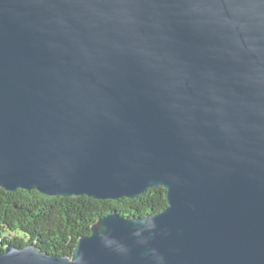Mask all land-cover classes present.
<instances>
[{
	"label": "water",
	"instance_id": "95a60500",
	"mask_svg": "<svg viewBox=\"0 0 264 264\" xmlns=\"http://www.w3.org/2000/svg\"><path fill=\"white\" fill-rule=\"evenodd\" d=\"M155 186L159 212L0 264H264V0H0V188Z\"/></svg>",
	"mask_w": 264,
	"mask_h": 264
},
{
	"label": "trees",
	"instance_id": "16d2710c",
	"mask_svg": "<svg viewBox=\"0 0 264 264\" xmlns=\"http://www.w3.org/2000/svg\"><path fill=\"white\" fill-rule=\"evenodd\" d=\"M165 188L155 186L136 198L98 199L84 194L60 197L36 189L0 188V250L6 244L33 243L53 255L71 256L79 236L110 211L126 217L157 213L167 206Z\"/></svg>",
	"mask_w": 264,
	"mask_h": 264
}]
</instances>
